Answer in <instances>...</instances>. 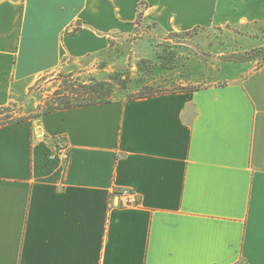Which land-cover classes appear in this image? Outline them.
I'll return each instance as SVG.
<instances>
[{
  "label": "crops",
  "instance_id": "1",
  "mask_svg": "<svg viewBox=\"0 0 264 264\" xmlns=\"http://www.w3.org/2000/svg\"><path fill=\"white\" fill-rule=\"evenodd\" d=\"M234 18L264 0H0V107L122 38L154 54ZM213 81L0 126V264H264V65Z\"/></svg>",
  "mask_w": 264,
  "mask_h": 264
},
{
  "label": "rangeland",
  "instance_id": "2",
  "mask_svg": "<svg viewBox=\"0 0 264 264\" xmlns=\"http://www.w3.org/2000/svg\"><path fill=\"white\" fill-rule=\"evenodd\" d=\"M146 33L120 39L115 50L103 58H86L23 91L16 90L17 114H13L37 120L46 101L59 87L60 75L72 74L86 83L113 78L116 100L197 89L215 82L214 79L247 74L264 65V21L239 22L234 18L225 26L171 34L154 42V54L148 44L152 40Z\"/></svg>",
  "mask_w": 264,
  "mask_h": 264
},
{
  "label": "trees",
  "instance_id": "3",
  "mask_svg": "<svg viewBox=\"0 0 264 264\" xmlns=\"http://www.w3.org/2000/svg\"><path fill=\"white\" fill-rule=\"evenodd\" d=\"M141 17L142 13H140V18ZM192 32L193 31L185 34ZM45 78L46 77H43L39 81L44 80ZM59 80L61 82L59 87L49 97L48 101H46L40 117L60 109L91 106L113 101L114 89L116 87V85H113L115 82L113 81V78L112 80L110 79L111 81L91 80L89 83H86L80 82L74 75L69 74L60 75ZM122 84H125V81H123ZM155 95L159 94H149L144 97ZM15 107H17V105L14 103H10L8 106L0 107V126L17 124L26 121V118L14 115L17 114L14 112ZM40 117H38V119Z\"/></svg>",
  "mask_w": 264,
  "mask_h": 264
},
{
  "label": "built area",
  "instance_id": "4",
  "mask_svg": "<svg viewBox=\"0 0 264 264\" xmlns=\"http://www.w3.org/2000/svg\"><path fill=\"white\" fill-rule=\"evenodd\" d=\"M56 153L54 156L59 159V161H64L68 157V150L64 145L57 144L56 146ZM118 196L122 200L121 205L122 207H138V194L132 189H121L118 191Z\"/></svg>",
  "mask_w": 264,
  "mask_h": 264
}]
</instances>
